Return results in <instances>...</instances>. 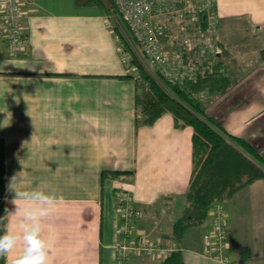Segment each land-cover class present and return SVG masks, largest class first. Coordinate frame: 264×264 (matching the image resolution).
Listing matches in <instances>:
<instances>
[{
  "label": "crops",
  "instance_id": "crops-1",
  "mask_svg": "<svg viewBox=\"0 0 264 264\" xmlns=\"http://www.w3.org/2000/svg\"><path fill=\"white\" fill-rule=\"evenodd\" d=\"M213 1L215 46L223 63L226 57L239 73L242 80L233 87L245 95L243 105L228 113V134L246 139L262 126L259 145L264 141V0ZM109 19L102 6L25 0L24 46L14 57L0 15V216H5L0 231L15 227L14 190L38 187L62 196L43 219L49 264H114L118 191L132 197L138 215L134 233L154 238L171 236L186 202L193 130L176 126L170 113L151 125H136L135 80L123 78L127 75L118 67ZM260 151L264 156L263 145ZM113 171L130 173L101 177ZM224 205L232 264H264V180L240 189ZM200 226L203 232L209 221ZM195 246L200 251L202 241ZM18 251L0 257V264ZM187 252L184 264H222Z\"/></svg>",
  "mask_w": 264,
  "mask_h": 264
},
{
  "label": "built area",
  "instance_id": "built-area-1",
  "mask_svg": "<svg viewBox=\"0 0 264 264\" xmlns=\"http://www.w3.org/2000/svg\"><path fill=\"white\" fill-rule=\"evenodd\" d=\"M122 22L139 44L151 66L163 77L185 81L195 78L203 60L220 54L216 45L217 25L213 0H112ZM25 0H0L4 36L14 57L23 51V4ZM197 12H204L206 24ZM166 41L170 45L165 47ZM123 52V51H122ZM124 54V53H123ZM117 235L114 264H138L146 260L161 264L176 246L163 245L145 234L134 233L138 217L126 191L116 193ZM209 226L203 234L201 253L222 264H232L225 229L226 213L221 202L212 204Z\"/></svg>",
  "mask_w": 264,
  "mask_h": 264
},
{
  "label": "trees",
  "instance_id": "trees-1",
  "mask_svg": "<svg viewBox=\"0 0 264 264\" xmlns=\"http://www.w3.org/2000/svg\"><path fill=\"white\" fill-rule=\"evenodd\" d=\"M75 2L77 5L104 7L101 1L96 0H75ZM197 14L200 23L205 26V13L197 12ZM113 32L117 37L120 36L116 30ZM161 40L166 48L170 46L166 41L171 42V40ZM123 47L128 50L125 45ZM141 52L144 54L143 50ZM220 56H223L222 52L219 56L211 57L212 62L203 60L197 76L190 80H170L157 71V78H152L142 70L139 71L138 77H123L135 80L136 106L140 116L136 120L137 126L151 125L164 113H170L176 126H189L193 130L192 174L185 195L186 202L182 214L172 225L171 236L167 237L177 244L189 229L200 226L208 220V213L213 203L221 202L223 205L225 200L240 189L254 181L264 180V158L255 150L253 144L228 134L218 119L209 117L201 107V96L225 95L227 90L236 84L228 76ZM140 88L142 92L139 91ZM235 93L237 97L234 96L231 110L241 107L245 102L242 91L236 90ZM129 173L103 172L101 177L105 175L118 177ZM225 213L227 220V212ZM245 251L247 250L241 252L244 261L248 259ZM161 264H184L181 251L172 253Z\"/></svg>",
  "mask_w": 264,
  "mask_h": 264
},
{
  "label": "rangeland",
  "instance_id": "rangeland-1",
  "mask_svg": "<svg viewBox=\"0 0 264 264\" xmlns=\"http://www.w3.org/2000/svg\"><path fill=\"white\" fill-rule=\"evenodd\" d=\"M96 1H101L104 4V8L106 10V13L108 17H110V24H111V29H112V37L113 40L116 43V53L117 59H118V67H120V71L126 74L127 76H133V77H138V73L140 70H142L145 74L150 75L152 78H157L158 75H156V71L153 69L151 66L150 62L146 59L144 54L141 52V47L139 44L132 38V35L130 34L129 30L127 29L126 25L122 22L120 19V16L117 12L116 7L113 4L112 0H96ZM217 25V22H216ZM113 30H116V33L120 34V36H116ZM120 37V38H119ZM122 37V38H121ZM128 50L124 49V45ZM123 51V52H122ZM128 54H126V52ZM124 53V54H123ZM225 59V67L226 71H228V76L230 77L231 80L234 81H241L242 79H237L239 73L236 71V69H231L230 66H228L226 57ZM236 90L240 91V87H231L227 90L225 95H217V94H212V95H203L201 96V107L204 109L205 113L212 118L218 119V122L224 127V129L228 132V124L230 123V117L228 116L229 111L231 112V107H232V101L234 100V96L236 95ZM139 91L142 92V88L139 89ZM144 91V90H143ZM141 92L140 97L141 98ZM122 94H125V91L122 90ZM122 96V95H121ZM123 97V96H122ZM237 97V96H235ZM124 98V97H123ZM142 100V99H141ZM262 126L259 128L261 130L260 132H257L256 127L253 128V130L250 132V136L244 140L248 141L249 143L251 142L253 146L255 147V150L259 153V155L264 158L262 152L260 151V147L263 145L264 146V141L260 142L258 145L257 138L258 136L262 135ZM264 129V126H263ZM262 137V136H261ZM260 137V138H261ZM242 138V137H240ZM259 138V137H258ZM264 139V138H261ZM255 182V181H254ZM131 197V196H130ZM132 198V197H131ZM224 209L226 210V207L223 203ZM161 214L159 211L157 212L156 216H153L154 220ZM160 219L162 217H159ZM203 227L202 226H195L191 229H189L183 236L181 242L179 244L168 240L166 237L164 238H154L151 235L149 236L153 240H157L158 242L161 241V243L165 246H176L178 248V251H181V253H188L187 251H193L196 252L197 254H200L203 256L201 253L202 247L200 248V251H196V244H199L200 240L202 241L203 234L205 231L208 229H204L202 232ZM227 232L228 236V242L230 243V233H229V226L227 220L225 221V229ZM203 242V241H202ZM177 252V251H176ZM174 253V252H172ZM170 253V255L172 254ZM169 255V256H170ZM138 264H152L146 260H140Z\"/></svg>",
  "mask_w": 264,
  "mask_h": 264
},
{
  "label": "clouds",
  "instance_id": "clouds-1",
  "mask_svg": "<svg viewBox=\"0 0 264 264\" xmlns=\"http://www.w3.org/2000/svg\"><path fill=\"white\" fill-rule=\"evenodd\" d=\"M14 182L15 176L10 184ZM14 193L13 202L18 207L10 214L15 218V227L0 231V257H6L19 247L8 264H49V242L43 235V219L50 215L63 197L38 187L14 190ZM4 218L0 216V220Z\"/></svg>",
  "mask_w": 264,
  "mask_h": 264
}]
</instances>
